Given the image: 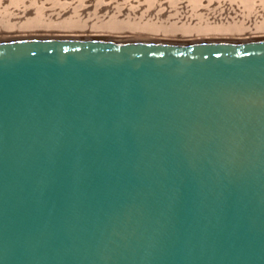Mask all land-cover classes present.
Wrapping results in <instances>:
<instances>
[{
  "label": "water",
  "instance_id": "95a60500",
  "mask_svg": "<svg viewBox=\"0 0 264 264\" xmlns=\"http://www.w3.org/2000/svg\"><path fill=\"white\" fill-rule=\"evenodd\" d=\"M0 264H264V37L0 36Z\"/></svg>",
  "mask_w": 264,
  "mask_h": 264
},
{
  "label": "bare ground",
  "instance_id": "6f19581e",
  "mask_svg": "<svg viewBox=\"0 0 264 264\" xmlns=\"http://www.w3.org/2000/svg\"><path fill=\"white\" fill-rule=\"evenodd\" d=\"M264 37V0H0V36Z\"/></svg>",
  "mask_w": 264,
  "mask_h": 264
},
{
  "label": "rangeland",
  "instance_id": "374dc122",
  "mask_svg": "<svg viewBox=\"0 0 264 264\" xmlns=\"http://www.w3.org/2000/svg\"><path fill=\"white\" fill-rule=\"evenodd\" d=\"M204 38H206V37H204Z\"/></svg>",
  "mask_w": 264,
  "mask_h": 264
}]
</instances>
